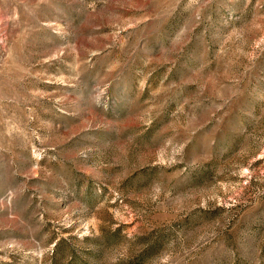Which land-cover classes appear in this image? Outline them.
Returning a JSON list of instances; mask_svg holds the SVG:
<instances>
[{
	"label": "rangeland",
	"instance_id": "obj_1",
	"mask_svg": "<svg viewBox=\"0 0 264 264\" xmlns=\"http://www.w3.org/2000/svg\"><path fill=\"white\" fill-rule=\"evenodd\" d=\"M0 264H264V0H0Z\"/></svg>",
	"mask_w": 264,
	"mask_h": 264
}]
</instances>
